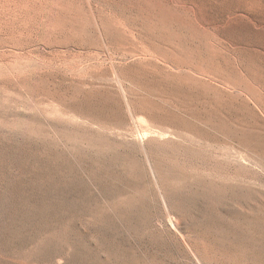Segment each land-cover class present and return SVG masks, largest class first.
<instances>
[{"label":"rangeland","instance_id":"obj_1","mask_svg":"<svg viewBox=\"0 0 264 264\" xmlns=\"http://www.w3.org/2000/svg\"><path fill=\"white\" fill-rule=\"evenodd\" d=\"M0 264H264V0H0Z\"/></svg>","mask_w":264,"mask_h":264},{"label":"bare ground","instance_id":"obj_2","mask_svg":"<svg viewBox=\"0 0 264 264\" xmlns=\"http://www.w3.org/2000/svg\"><path fill=\"white\" fill-rule=\"evenodd\" d=\"M164 199V198H163ZM163 201H165V200H163ZM166 202V201H165ZM166 206V205H165ZM184 241H186V240H184ZM187 242V241H186ZM191 248V247H190ZM193 250V249H192Z\"/></svg>","mask_w":264,"mask_h":264}]
</instances>
